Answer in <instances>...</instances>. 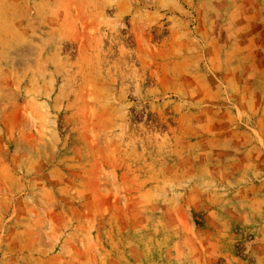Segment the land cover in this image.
Listing matches in <instances>:
<instances>
[{
	"label": "rangeland",
	"instance_id": "374dc122",
	"mask_svg": "<svg viewBox=\"0 0 264 264\" xmlns=\"http://www.w3.org/2000/svg\"><path fill=\"white\" fill-rule=\"evenodd\" d=\"M0 264H264V0H0Z\"/></svg>",
	"mask_w": 264,
	"mask_h": 264
}]
</instances>
